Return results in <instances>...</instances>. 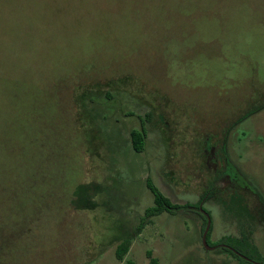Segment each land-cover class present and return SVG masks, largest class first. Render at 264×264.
Returning a JSON list of instances; mask_svg holds the SVG:
<instances>
[{"label": "rangeland", "instance_id": "374dc122", "mask_svg": "<svg viewBox=\"0 0 264 264\" xmlns=\"http://www.w3.org/2000/svg\"><path fill=\"white\" fill-rule=\"evenodd\" d=\"M147 179L209 194V249L195 213L139 227ZM10 236L7 264H241L219 242L244 236L264 256V0H0Z\"/></svg>", "mask_w": 264, "mask_h": 264}, {"label": "trees", "instance_id": "16d2710c", "mask_svg": "<svg viewBox=\"0 0 264 264\" xmlns=\"http://www.w3.org/2000/svg\"><path fill=\"white\" fill-rule=\"evenodd\" d=\"M247 116L245 113L244 115H241L238 117L235 121H238ZM235 123V122H234ZM231 126V123L229 125V128ZM228 129H226L224 136L226 134ZM144 138H145V130L142 128L140 131L133 130L130 132V142L131 147L134 150V152L139 153L144 148ZM224 139V138H223ZM223 158V157H222ZM225 158V157H224ZM146 187L147 189L152 193L153 195V203L154 206L151 208H148L144 211V217L141 218L140 225L141 227L145 220L148 218L156 217L160 215L161 213H168L171 215H175L178 213H186L191 212L195 213L202 219V233L206 227L207 223V217L201 212V205L200 203H204L209 199V194H204L198 201L196 205H178L171 203L166 197H164L160 191L154 186V184L147 179L146 181ZM209 231L206 235V240L209 235ZM12 236L4 237L3 240V247L0 249V264H7L9 261V247L12 244ZM219 245H224L225 247H222L223 250L227 253H229L233 258L237 259L241 264H264V256H262L259 251L257 250L256 246L251 244L247 237H241L240 239H235L232 237H224L222 240H220ZM130 246L129 240L122 241L115 249V258L118 261H122L123 257L127 254ZM2 250H5L4 253V260L2 261ZM148 258L150 259V264H155V260L150 257V252L146 253ZM247 258L249 261H246L243 259Z\"/></svg>", "mask_w": 264, "mask_h": 264}, {"label": "water", "instance_id": "95a60500", "mask_svg": "<svg viewBox=\"0 0 264 264\" xmlns=\"http://www.w3.org/2000/svg\"><path fill=\"white\" fill-rule=\"evenodd\" d=\"M209 226H210V222H209V218H207L206 227H205V229H204V231H203V233H202V242H203V244H204V246H205L206 248H208L207 245H206V235H207V233H208ZM221 247H225V246L222 245ZM208 249H209V248H208ZM243 259L246 260V261H249L247 258H244V257H243Z\"/></svg>", "mask_w": 264, "mask_h": 264}, {"label": "flooded vegetation", "instance_id": "af4514ba", "mask_svg": "<svg viewBox=\"0 0 264 264\" xmlns=\"http://www.w3.org/2000/svg\"><path fill=\"white\" fill-rule=\"evenodd\" d=\"M216 158V166L218 167L219 165H218V159H217V157H215ZM222 246V245H221ZM224 246V245H223Z\"/></svg>", "mask_w": 264, "mask_h": 264}]
</instances>
